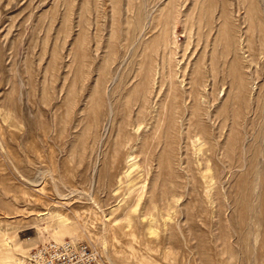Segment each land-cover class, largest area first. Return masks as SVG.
Segmentation results:
<instances>
[{"label":"rangeland","instance_id":"374dc122","mask_svg":"<svg viewBox=\"0 0 264 264\" xmlns=\"http://www.w3.org/2000/svg\"><path fill=\"white\" fill-rule=\"evenodd\" d=\"M64 240L264 264V0H0V264Z\"/></svg>","mask_w":264,"mask_h":264},{"label":"built area","instance_id":"2783aa9c","mask_svg":"<svg viewBox=\"0 0 264 264\" xmlns=\"http://www.w3.org/2000/svg\"><path fill=\"white\" fill-rule=\"evenodd\" d=\"M23 264H105V262L90 243L64 240L39 245Z\"/></svg>","mask_w":264,"mask_h":264},{"label":"bare ground","instance_id":"6f19581e","mask_svg":"<svg viewBox=\"0 0 264 264\" xmlns=\"http://www.w3.org/2000/svg\"><path fill=\"white\" fill-rule=\"evenodd\" d=\"M61 221H63V220H61ZM62 242V241H61ZM24 262V261H23ZM23 262L21 263V264H23Z\"/></svg>","mask_w":264,"mask_h":264}]
</instances>
